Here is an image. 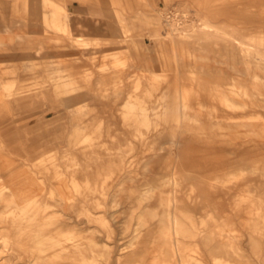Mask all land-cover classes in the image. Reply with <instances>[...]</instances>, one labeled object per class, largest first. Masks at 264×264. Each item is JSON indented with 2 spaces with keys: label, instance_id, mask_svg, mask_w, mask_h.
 Here are the masks:
<instances>
[{
  "label": "bare ground",
  "instance_id": "obj_1",
  "mask_svg": "<svg viewBox=\"0 0 264 264\" xmlns=\"http://www.w3.org/2000/svg\"><path fill=\"white\" fill-rule=\"evenodd\" d=\"M1 1L16 39L30 43L41 25V35L66 33L95 63L102 41L73 36L64 9L53 0ZM111 1L118 9L107 27L119 34L120 52H127L134 29L124 18L126 0ZM203 8L188 26L169 13L164 23L152 17L151 44L143 47L157 55V69L136 76L118 108L104 105L118 113L112 118L120 128L106 117L86 120L94 108L83 102L67 105L74 102L69 98L75 79L60 62H50L43 83L31 87L0 75V264L22 258L27 264H144L148 248L149 264H264V187H255L264 184V169L245 157L225 161L197 151L204 142L216 148L222 139L231 145L264 135V113L246 115L250 107L264 109V0H213ZM199 51L228 68L206 72L197 63ZM133 61L104 52L97 70L83 69L81 78L95 79L105 98L112 93L106 77ZM171 63L177 68L173 75L167 73ZM118 81L112 87L117 97ZM48 87L55 98L64 96L53 109L62 104L69 121L59 115L53 128L40 122L22 129L34 117L23 113L46 104ZM172 137L164 147V138ZM235 164L241 166L212 174ZM241 186L232 208L244 214L238 222L242 233L218 195ZM123 203L129 214L118 234L130 247L124 252L113 249L115 229L105 217ZM83 224L98 225L104 237Z\"/></svg>",
  "mask_w": 264,
  "mask_h": 264
},
{
  "label": "rangeland",
  "instance_id": "obj_2",
  "mask_svg": "<svg viewBox=\"0 0 264 264\" xmlns=\"http://www.w3.org/2000/svg\"><path fill=\"white\" fill-rule=\"evenodd\" d=\"M57 5V7H62L64 9V18L66 24L69 27V19H71V14L73 5H81L84 6L85 12H87L92 18L95 20L101 21V27L105 30V35L101 38L102 46L100 47V51L95 54L96 61L95 63H91L88 58L83 54V49H80L69 41V37L66 33L63 32H48L47 35L43 33V29L41 25L36 26L39 28V32L37 31L36 35L30 36L31 42L27 43L24 40L16 39V35L13 30L10 28L11 16L9 15L8 9L5 5L2 4L0 0V40L5 44L3 48L0 49V75H2L3 81H16V86H20L21 84L27 85V87H31L36 84H41L42 78H44L45 69L49 65L50 62L57 61L62 63V67L68 69L69 74H71L73 80V88L76 90L74 94H72L69 99L74 102H70L67 105H76L77 102H83L89 105L91 112L85 113V119L88 120L90 117H106L109 120L116 123V126L120 128L118 125L119 120L116 118L113 119L112 116L117 117L118 113L113 110L107 111L104 108V105L109 104L114 108H118L120 104L124 101L126 97V93L129 91L130 86L135 83V77L141 75L142 72H145L146 75H150L157 68L154 67V63L157 60V55H154L151 51L144 50L143 46H149L151 44L150 39L147 36L149 28H151L152 17L155 15L160 19V22L164 23L165 13H169L168 16H171L172 19L182 20L178 23H184L185 26H188L191 23H195L199 19V13L206 6L210 4L213 0H126L127 11L124 13V18L126 19L127 25L133 27L134 32L133 36L129 38L127 42V52H120L121 40L119 38V34H114L108 29V20L114 21L113 12L118 9V5L112 3L111 0H53ZM205 10V9H204ZM203 10V11H204ZM162 14V15H161ZM201 16V15H200ZM111 18L113 20H111ZM174 20V22H176ZM185 20V22L183 21ZM217 21L219 19H216ZM177 23V24H178ZM180 27V26H179ZM10 28V29H9ZM103 33V34H104ZM73 36H76L74 32L71 31ZM41 42V49L38 54L35 53L37 49V43ZM146 43V44H145ZM117 52L119 53L120 58H129L134 61L128 64L123 68H119L117 73H110L106 80L104 81L107 88H109V92H112L110 96L102 98V88L97 87L96 80L92 79L90 82H87L81 78L83 69H90L95 72L99 65L103 60L104 52ZM29 56L30 61H26V57ZM172 54H169L168 57H171ZM197 63L202 67L203 70H211L213 73L218 71L219 69L226 70L227 65H219L215 64V62L211 61L213 58L212 55H208L203 51H199L197 53ZM217 57V56H216ZM137 58H140V61L137 62ZM222 60V58L220 59ZM110 61V60H107ZM173 62V60H172ZM30 65V68L26 71L24 70V65ZM170 71L167 73L169 75H173L177 73V68L174 63H171ZM181 68V66H178ZM160 71V69H159ZM179 72V71H178ZM182 73V72H180ZM183 74V73H182ZM118 77V78H117ZM118 79H121V87H118L119 91H122L119 97L113 96V84L117 83ZM209 82L213 80L208 79ZM145 82V81H144ZM119 83V81H118ZM26 87V88H27ZM50 90V88L48 87ZM63 88H59V92L62 91ZM15 91V90H14ZM51 94L48 98V101H44L46 103L43 107L39 106L35 110L27 111L28 113H23L22 116H29L32 114L34 117L31 120H27L25 124L22 125V129L33 126L36 123L46 122L50 123L53 128V121L56 116H62L65 120L69 121L70 113L64 111V107L62 104L53 109V103L59 100H64V96H59L55 98L53 96V90H50ZM13 98V96H11ZM264 99V97H261ZM56 104V103H54ZM57 105V104H56ZM246 111V115L254 114L259 112L261 114L264 113V109L262 108H252ZM107 111V112H106ZM31 112V113H29ZM42 113V114H41ZM41 114V115H40ZM43 115V116H42ZM21 116V117H22ZM43 129V128H42ZM37 131H41L39 128ZM45 132V131H43ZM178 132V131H177ZM176 132V134H178ZM174 135V134H173ZM222 139V138H221ZM176 140V137L172 138H164V147H167L168 142H173ZM223 143L217 145L216 148H211L212 145L209 142H204L197 144V151L201 150V153H206L207 156L212 158H222L223 160L232 159L237 156L247 158V164L253 163L257 164L260 169H264V135L259 137L256 136H245L240 137L233 141V143L227 144L225 143V139H222ZM251 141L250 145H245V142ZM244 142V143H243ZM63 144L55 146V149L61 151L63 148ZM53 148V147H52ZM140 148V147H139ZM241 165H231L226 166L224 170L215 171L212 174H223L225 172L234 171L239 168ZM249 177L247 178V180ZM240 186V185H239ZM258 188L264 187V184H259L255 186ZM242 190V186L240 189H233V191L226 193L225 190L219 191L218 195H220L221 204L223 206V210L227 213L226 215L233 220L235 223L236 231L242 233L244 231V227L239 221L244 218V214L242 211L236 212L232 208V202L236 195L240 194ZM217 201V200H216ZM116 213L114 215L106 214V218L112 227L115 229V240L113 242V249L115 251H128L130 247H128L129 242L128 238H122L118 231L123 226L124 220L127 218L129 214V210L125 208V204L118 206L116 208ZM67 213H69L67 211ZM72 220H69L71 222ZM81 228H89L90 230H99L96 232L97 236L104 237V233L101 231V228L96 224H88L81 225ZM81 235H87L86 232ZM152 255V249H147L146 255L144 257V264L150 263V258ZM26 258H22V260H18V264H27L24 262Z\"/></svg>",
  "mask_w": 264,
  "mask_h": 264
},
{
  "label": "crops",
  "instance_id": "obj_3",
  "mask_svg": "<svg viewBox=\"0 0 264 264\" xmlns=\"http://www.w3.org/2000/svg\"><path fill=\"white\" fill-rule=\"evenodd\" d=\"M69 13V28L76 36L85 38H103L105 30L101 27V21L95 20L84 10V6L73 5ZM104 33V34H103Z\"/></svg>",
  "mask_w": 264,
  "mask_h": 264
}]
</instances>
